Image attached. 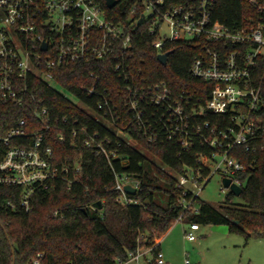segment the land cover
Returning a JSON list of instances; mask_svg holds the SVG:
<instances>
[{
    "label": "built area",
    "instance_id": "obj_1",
    "mask_svg": "<svg viewBox=\"0 0 264 264\" xmlns=\"http://www.w3.org/2000/svg\"><path fill=\"white\" fill-rule=\"evenodd\" d=\"M123 1L127 15L116 20L108 10L120 0L112 8L105 0H0V103L16 106L22 114L0 134V185L19 189L18 202L7 200L6 208L28 211L38 190L49 189L57 180L68 185L81 182L79 161L59 166L54 162L45 138L50 133L58 140L68 133L74 148L80 139L110 165L111 158L118 156L116 150L106 149L104 143L109 140L98 130L90 131L77 119L71 123L66 115L58 118L46 98L38 95L37 81L55 89L58 68L105 58L112 59L118 76L128 81L131 41L140 23L147 26L156 54L168 51L166 46L174 41L202 43L203 53L193 61L190 74L213 85L203 105L191 103L190 96L179 100L164 81L139 90L126 88L125 108L148 141L164 134L167 139H179L184 149L196 143L210 149L208 154H197L196 167L185 166L182 173L174 174L181 189V214L197 211L195 197L215 172L230 179L228 186L222 182L221 191L233 195L230 184L243 189L239 176L247 166L232 154L233 148L264 151V67L258 68L259 60L264 59V0H246L251 10L244 11L234 29L213 18L218 0ZM163 28L167 33L161 36ZM90 76L94 83L82 85L80 90L96 97L95 107L91 109L81 99L74 102L95 120L119 118L97 88L99 77ZM147 109L151 121L144 119ZM205 111L227 114L230 123L219 128L210 120L200 122ZM203 167L208 173H203ZM112 171L113 189L119 193L116 201L122 206L138 203L134 195L139 179ZM126 184L134 187V195L124 191ZM181 214L176 220H181ZM199 228L198 223H190L183 229V239L194 240ZM163 234L151 240L147 233H138L134 247L114 264H171L160 248ZM32 264H39L38 259ZM183 264H191L187 253Z\"/></svg>",
    "mask_w": 264,
    "mask_h": 264
},
{
    "label": "trees",
    "instance_id": "obj_2",
    "mask_svg": "<svg viewBox=\"0 0 264 264\" xmlns=\"http://www.w3.org/2000/svg\"><path fill=\"white\" fill-rule=\"evenodd\" d=\"M245 1L218 0L213 18L234 29L241 23L244 11L251 10ZM108 12L116 20H124L127 15L124 1L120 0ZM148 33L147 26L140 23L131 41L128 81L118 76L110 58L58 68L54 80L63 92L37 81L38 95L46 98V104L58 118L66 115L71 123L77 119L90 131L98 130L109 140L104 143L106 149L116 150L118 156L111 158V166L103 155L82 145L80 139L75 148L71 146L68 133L64 140H58L53 133L46 135L54 162L59 166L79 161L83 168L82 180L71 185L57 180L49 189L38 190L28 211L6 208L7 200L18 202L19 189L0 185V264H12L13 258L14 264H32L34 259L39 264H114L116 258L125 257L134 247L138 233H147L153 240L154 235L163 234L183 211L181 189L176 185L174 174L182 173L185 166L196 167L197 154H208L210 149L198 143L184 149L179 139H167L164 134L156 141H148L125 108L126 88L129 85L139 90L164 81L179 100L190 96L191 103L203 105L213 85L190 74L193 61L203 53L202 43L191 40L168 44L166 49L170 54L163 65L150 46ZM262 67L264 59L259 60V71ZM91 73L99 77L97 88L109 105L116 108L119 118L95 120L74 102L81 99L91 109L95 107L96 97L80 90L82 85L94 83ZM147 113L144 119L151 121L149 109ZM20 115L18 107L0 103V134ZM206 120L217 123L219 128L230 123L227 114L207 111L199 118L200 122ZM119 130L140 147L130 144ZM232 154L247 166L239 176L243 181L241 202L233 203L234 196L229 192L218 207L195 197L197 211H184L181 220L199 225H228V231L242 234L246 233L243 228H247L264 235V151L249 152L236 146ZM112 168L139 179L134 195L138 203L122 206L116 201L119 193L113 189ZM201 170L208 173L206 167ZM97 200L103 203L101 209L92 207Z\"/></svg>",
    "mask_w": 264,
    "mask_h": 264
},
{
    "label": "rangeland",
    "instance_id": "obj_3",
    "mask_svg": "<svg viewBox=\"0 0 264 264\" xmlns=\"http://www.w3.org/2000/svg\"><path fill=\"white\" fill-rule=\"evenodd\" d=\"M160 32L163 36L167 30L163 28ZM54 87L62 91L58 85ZM121 135L130 144L140 147L135 140L125 134ZM221 184L222 175L215 172L198 193L199 198L215 207L220 206L227 194V190L221 191ZM232 202L240 203L241 200L234 196ZM189 224L175 220L162 236L160 248L171 264H183L185 253L191 264H264V235L247 228H243L245 234L228 230L222 232L213 230L211 225L200 224L199 230L195 232L196 238L184 240L183 229Z\"/></svg>",
    "mask_w": 264,
    "mask_h": 264
},
{
    "label": "water",
    "instance_id": "obj_4",
    "mask_svg": "<svg viewBox=\"0 0 264 264\" xmlns=\"http://www.w3.org/2000/svg\"><path fill=\"white\" fill-rule=\"evenodd\" d=\"M118 3V0H105V4L108 8H112L113 6H115ZM43 48H45V45L42 44ZM170 54V51H166L160 54H157L156 58L157 60L161 63V64H165L168 58V55ZM222 182L225 186H228L230 183V179L229 178H223ZM230 189L232 190L231 192L233 193V195L235 196H239L241 194L242 188L235 185V184H230ZM124 191L128 194L134 195L136 190L134 189V187H131L130 185L126 184V186L124 187ZM102 204L100 200L95 201L92 204V207L95 209H101ZM234 223H237V220H233ZM211 228L213 230H217V231H227L228 230V225H211ZM12 264H14V258L12 261Z\"/></svg>",
    "mask_w": 264,
    "mask_h": 264
}]
</instances>
